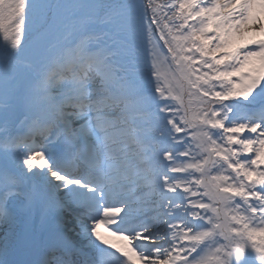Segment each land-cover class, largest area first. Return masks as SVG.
<instances>
[{
  "label": "snow or ice",
  "instance_id": "6c2138e0",
  "mask_svg": "<svg viewBox=\"0 0 264 264\" xmlns=\"http://www.w3.org/2000/svg\"><path fill=\"white\" fill-rule=\"evenodd\" d=\"M0 264H264V0H0Z\"/></svg>",
  "mask_w": 264,
  "mask_h": 264
}]
</instances>
